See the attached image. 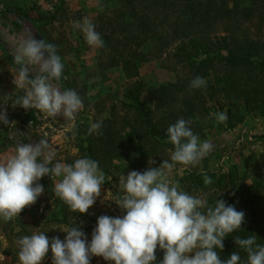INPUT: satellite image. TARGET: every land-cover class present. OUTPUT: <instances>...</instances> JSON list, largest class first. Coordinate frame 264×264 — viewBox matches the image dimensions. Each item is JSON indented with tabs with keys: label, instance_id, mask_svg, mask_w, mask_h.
I'll list each match as a JSON object with an SVG mask.
<instances>
[{
	"label": "clouds",
	"instance_id": "clouds-1",
	"mask_svg": "<svg viewBox=\"0 0 264 264\" xmlns=\"http://www.w3.org/2000/svg\"><path fill=\"white\" fill-rule=\"evenodd\" d=\"M84 34L89 46L101 48L104 41L94 24L84 18L75 25ZM27 62L39 67L40 75L29 78L28 69L21 67L13 76L16 88L25 95L14 104L28 110L34 108L56 116L63 112L73 118L83 102L74 89L53 87L49 81H59L64 64L57 54L56 45L43 39L27 36L19 44L14 62ZM204 78L197 76L190 82V89L206 88ZM155 102H153L154 104ZM224 122L227 113L215 114ZM0 123L8 126L5 111H0ZM190 120L178 119L166 129L168 141L173 145L170 161L159 167H149L143 172L131 171L119 177L117 194L105 201L114 202L125 214L117 217L101 215L88 242L81 224L60 230L66 233L62 241L58 236L51 240L45 232L34 231L16 240L18 264H42L51 251V264H90L91 258L102 257L109 264H156L157 248L163 251L159 264H240L241 257L234 251L227 259H221L224 239L242 229L245 213L234 206L216 199L209 206L205 199L183 191L178 183L167 181L175 164L195 167L212 151L209 141H200L189 125ZM101 123H92L89 134L98 132ZM54 151L46 138L37 144H21L9 157H0V219L14 220L26 208L36 203L43 194L39 183L42 177L59 178L52 187L54 196L72 213L87 214L105 184V175L97 161L79 158L72 164L52 163ZM149 165L154 161H148ZM205 183H211L210 178ZM222 195V193L220 194ZM75 220V218L73 217ZM237 247L247 254L245 264H264V245L257 243V236H236ZM219 249V252L217 251Z\"/></svg>",
	"mask_w": 264,
	"mask_h": 264
},
{
	"label": "trees",
	"instance_id": "trees-1",
	"mask_svg": "<svg viewBox=\"0 0 264 264\" xmlns=\"http://www.w3.org/2000/svg\"><path fill=\"white\" fill-rule=\"evenodd\" d=\"M117 1L118 8L100 15L95 22V30L104 41L101 48L115 53L111 66L122 65L137 73L138 60L167 56L175 60L176 66L181 65L188 76L182 83L167 82L149 88L154 95L152 100L158 103L156 108L164 111L161 117L143 98L146 87L137 80L126 91L127 101L121 103L127 112L121 114L118 107H113L110 117L95 120L102 125L98 132L89 134V125L78 127L82 158L97 161L107 176L116 168V160H128L136 168L146 167L147 138L154 144L167 139L169 125L180 118L194 120L198 107L209 112L208 100L217 97L224 101L217 103L227 113L224 123L228 128L250 116H264V0H250L246 6H241L239 0ZM7 59L12 60L9 55ZM197 76L206 80V88L190 89V82ZM173 89L184 94L178 114L167 111ZM251 160L252 157L246 158L243 168L235 166L222 174L188 171L178 181L189 194L205 195L209 206H214L216 199H223L226 205L245 213L242 229L229 234L220 251L222 260L237 251L240 264H245L247 254L236 246V236L256 235L257 243L264 245V165H256L250 176ZM250 177L253 180L248 184ZM209 178L211 183L206 184ZM77 215L91 218L88 213ZM67 216L65 211L54 213L48 221L66 223ZM92 221L81 230L92 233L97 219ZM14 222L15 219H0V233L13 234ZM156 257L159 264L163 259L159 248Z\"/></svg>",
	"mask_w": 264,
	"mask_h": 264
},
{
	"label": "rangeland",
	"instance_id": "rangeland-1",
	"mask_svg": "<svg viewBox=\"0 0 264 264\" xmlns=\"http://www.w3.org/2000/svg\"><path fill=\"white\" fill-rule=\"evenodd\" d=\"M239 2L241 6H246L250 0ZM119 6L117 0H0V111L6 112L10 123L15 122L8 126L0 123V157L13 155L18 145H35L42 138H46L55 153L52 163L59 161L72 164L82 158L77 142L78 127L90 126L96 119L110 117L113 107H118L121 114L127 112L121 103L127 101L126 91L137 80L142 81L146 87L143 98L149 100L155 109L158 103L152 100L154 95L150 93L149 88L159 87L167 82L182 83L183 79L187 78V71L181 65L176 66L173 58L163 56L148 58L147 61L138 60L139 72L135 73L132 70L127 71L122 65L112 67L111 60L115 53L110 49L87 44L82 30L75 26L76 23H82L86 17L96 26L95 22L100 15H107ZM29 35L56 45L57 54L64 64L63 75L59 81L51 80L49 83L61 91L74 89L78 92L83 107L73 118L64 116L63 112L48 116L34 108L25 110L19 106L15 107V100L25 95V90L15 87L13 76L21 67H26L32 78L41 74L37 65L28 64L26 61L23 64L14 62L20 42ZM8 55L12 60L7 59ZM183 96V93L173 89L167 111L178 114ZM218 100L223 104L222 97L209 99V112L198 107L194 120L186 118L191 121L189 127L198 135L200 141H209L212 144V151L195 167L175 164L172 173L166 178L167 181L179 184V178L188 171L226 173L235 166L243 168L246 158L249 157H252V166L248 169L250 176L256 165H264V116H250L245 122L228 128L224 122L215 118L216 113L223 112L221 104L217 103ZM155 113L157 117H161L164 111L156 108ZM164 142L165 145L161 144ZM169 144L171 143L168 138L158 144L147 138L148 161L152 159L154 163H147L146 167H133L128 160L114 161L116 168H111V176L103 172L105 184L102 186L101 195L88 210L92 219L78 217L77 213L70 212L63 201L54 196L52 187L59 178L42 177L39 183L43 185L44 192L35 204L26 207L20 216L15 218V232L0 233V264H18L16 240L24 235H31L34 231L45 232L50 240L58 236L63 241L66 233L60 230L74 226L75 222L78 225L83 222L81 230L84 226L93 224L92 220L101 215H124L114 202L101 201L117 194L116 185L122 174L126 176L134 170L143 172L149 167H159L164 160L170 161L169 150L173 145ZM252 180L250 177L247 183L251 184ZM179 186L185 191L181 184ZM190 195L205 199V195L200 193ZM63 211L68 215L66 223L48 221L51 215L61 214ZM81 231L90 242L91 231ZM42 264H51V251ZM90 264L109 262L102 257L93 256Z\"/></svg>",
	"mask_w": 264,
	"mask_h": 264
}]
</instances>
